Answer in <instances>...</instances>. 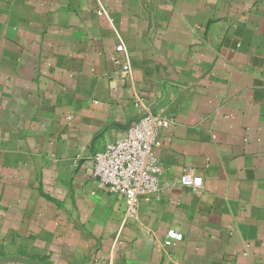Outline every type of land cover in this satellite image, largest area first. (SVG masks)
<instances>
[{
    "label": "crops",
    "instance_id": "1",
    "mask_svg": "<svg viewBox=\"0 0 264 264\" xmlns=\"http://www.w3.org/2000/svg\"><path fill=\"white\" fill-rule=\"evenodd\" d=\"M119 38L126 77L114 62ZM144 109L171 119L154 148L163 183L141 196L137 221L124 220L123 198L97 189L85 160ZM186 171L201 176L198 192L179 182ZM169 229L182 238L166 244ZM8 254L264 264V0H0Z\"/></svg>",
    "mask_w": 264,
    "mask_h": 264
},
{
    "label": "built area",
    "instance_id": "2",
    "mask_svg": "<svg viewBox=\"0 0 264 264\" xmlns=\"http://www.w3.org/2000/svg\"><path fill=\"white\" fill-rule=\"evenodd\" d=\"M99 13H104L100 7ZM115 51L120 58L122 75L131 74L129 52L119 38ZM142 107V99L134 102ZM171 119L160 111L144 109V112L125 130L124 135L107 144L85 160V176L92 180L97 189H107L119 194L124 201V220H138L140 198L146 194H158L162 186L163 167L155 156L154 148L159 145L161 131L168 128ZM181 184L198 192L202 185L201 176H192L188 171L179 177ZM182 234L174 229L166 232V244L178 241Z\"/></svg>",
    "mask_w": 264,
    "mask_h": 264
},
{
    "label": "water",
    "instance_id": "3",
    "mask_svg": "<svg viewBox=\"0 0 264 264\" xmlns=\"http://www.w3.org/2000/svg\"><path fill=\"white\" fill-rule=\"evenodd\" d=\"M131 121H129L125 127L127 128L130 125ZM6 262H18L21 264H47L44 261L23 256V255H15V254H8V255H2L0 256V264L6 263Z\"/></svg>",
    "mask_w": 264,
    "mask_h": 264
}]
</instances>
